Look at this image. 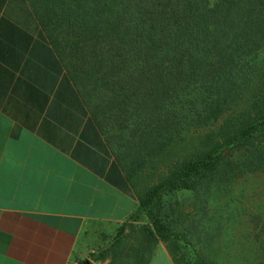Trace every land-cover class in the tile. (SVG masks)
I'll return each instance as SVG.
<instances>
[{
    "label": "trees",
    "instance_id": "trees-1",
    "mask_svg": "<svg viewBox=\"0 0 264 264\" xmlns=\"http://www.w3.org/2000/svg\"><path fill=\"white\" fill-rule=\"evenodd\" d=\"M26 1L139 201L90 259L151 264L163 243L210 264L183 253L196 206L177 195L264 172V0Z\"/></svg>",
    "mask_w": 264,
    "mask_h": 264
},
{
    "label": "crops",
    "instance_id": "crops-1",
    "mask_svg": "<svg viewBox=\"0 0 264 264\" xmlns=\"http://www.w3.org/2000/svg\"><path fill=\"white\" fill-rule=\"evenodd\" d=\"M139 208L26 0H0V264H78ZM151 264H176L160 244Z\"/></svg>",
    "mask_w": 264,
    "mask_h": 264
},
{
    "label": "rangeland",
    "instance_id": "rangeland-1",
    "mask_svg": "<svg viewBox=\"0 0 264 264\" xmlns=\"http://www.w3.org/2000/svg\"><path fill=\"white\" fill-rule=\"evenodd\" d=\"M129 126L133 128L130 123ZM116 128L128 150L125 152L116 145L114 149L121 157L126 155L127 160L122 159L127 162L136 152L131 141L132 129ZM177 199L186 201L189 207L196 206L195 210H187L192 211L185 227L191 245L183 246L187 256L202 255L210 264H264V172L216 183L199 198L190 191H182ZM116 230L95 228L86 233L82 240L85 250L82 260L99 264L90 259V254L102 248L105 237L112 236Z\"/></svg>",
    "mask_w": 264,
    "mask_h": 264
},
{
    "label": "water",
    "instance_id": "water-1",
    "mask_svg": "<svg viewBox=\"0 0 264 264\" xmlns=\"http://www.w3.org/2000/svg\"><path fill=\"white\" fill-rule=\"evenodd\" d=\"M83 264H92V263L89 260H85V262Z\"/></svg>",
    "mask_w": 264,
    "mask_h": 264
}]
</instances>
